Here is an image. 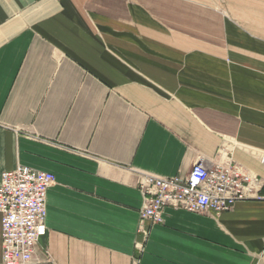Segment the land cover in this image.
<instances>
[{"label":"crops","instance_id":"0c3cea01","mask_svg":"<svg viewBox=\"0 0 264 264\" xmlns=\"http://www.w3.org/2000/svg\"><path fill=\"white\" fill-rule=\"evenodd\" d=\"M263 153L264 0H0V177H54L29 264H264V200L137 235L145 175L232 161L264 196Z\"/></svg>","mask_w":264,"mask_h":264},{"label":"built area","instance_id":"2783aa9c","mask_svg":"<svg viewBox=\"0 0 264 264\" xmlns=\"http://www.w3.org/2000/svg\"><path fill=\"white\" fill-rule=\"evenodd\" d=\"M264 166V153L260 155ZM54 177L17 165L0 177L2 264H29L41 238L47 234L46 191ZM261 180L232 161L208 167L197 162L185 178L145 175L138 184L144 197L137 235L142 249L148 227L163 222V209L172 207L192 213L220 214L237 201L264 200L256 195Z\"/></svg>","mask_w":264,"mask_h":264}]
</instances>
